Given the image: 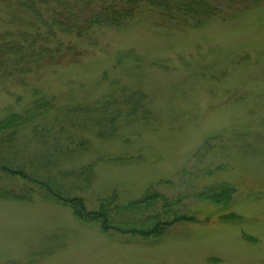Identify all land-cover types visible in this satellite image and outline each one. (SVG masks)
I'll return each instance as SVG.
<instances>
[{
	"label": "rangeland",
	"instance_id": "obj_1",
	"mask_svg": "<svg viewBox=\"0 0 264 264\" xmlns=\"http://www.w3.org/2000/svg\"><path fill=\"white\" fill-rule=\"evenodd\" d=\"M11 9L0 2V30L19 26ZM59 37L77 46L76 62L0 81V118L32 116L14 144L26 169H38L29 158L43 154L64 195L84 198L88 210L112 193L125 204L171 180L157 188L172 210L194 219L145 238L103 232L38 191L0 197V264H264V3L200 27L141 17ZM136 92L142 109L121 116L113 135L98 134L74 111ZM210 137L215 148L197 158ZM217 165L212 175H195ZM222 181L234 187L227 202L198 196ZM24 182L0 174V186Z\"/></svg>",
	"mask_w": 264,
	"mask_h": 264
},
{
	"label": "trees",
	"instance_id": "obj_2",
	"mask_svg": "<svg viewBox=\"0 0 264 264\" xmlns=\"http://www.w3.org/2000/svg\"><path fill=\"white\" fill-rule=\"evenodd\" d=\"M0 2L12 7L11 16L19 22V26L0 30V81H5L39 71L63 59L76 62L80 55L77 46L64 43L59 37L61 34L83 38L96 29L124 27L141 17L151 23L157 20L159 24L200 27L226 16L229 12L248 11L264 3V0H0ZM142 96V92L131 93L120 100L109 96L94 105L75 108L74 111L80 112L84 124L92 127L98 134L113 135L114 124L121 116L131 118L142 109ZM31 117L29 114L12 112L0 118V158L4 160L3 163L0 160V174L4 173L26 181V184L24 182V185L19 187L13 184L0 186L1 198L27 199L32 192L38 191L42 197L70 207L78 219L99 223L103 232L132 233L145 238H159L173 223L194 219L189 214H177L172 210V202L157 188L163 183H171V180H159L150 185L141 197L125 204L116 202V193L101 197L93 210L86 208L84 198L65 196L61 178H57L45 168L48 166L46 164L48 158L45 160L43 154L29 158L30 166L38 169L27 170L26 163L21 161L23 159L20 150L14 147L17 127ZM215 139L216 137L205 139L195 156L204 158L211 153L216 146ZM4 153L10 154L5 156ZM40 168L45 170L41 171ZM87 168L81 169L79 174H84L89 170ZM221 168L220 165L215 169L198 168L195 175H212L215 170ZM186 171L190 177L192 172ZM233 192L234 187L222 181L214 182L200 190L198 196L227 202ZM140 214L144 217L141 218Z\"/></svg>",
	"mask_w": 264,
	"mask_h": 264
}]
</instances>
